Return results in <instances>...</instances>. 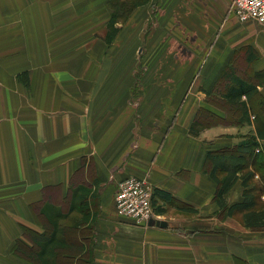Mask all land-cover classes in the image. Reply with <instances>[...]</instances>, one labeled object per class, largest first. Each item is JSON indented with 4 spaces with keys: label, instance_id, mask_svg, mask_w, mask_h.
<instances>
[{
    "label": "crops",
    "instance_id": "obj_1",
    "mask_svg": "<svg viewBox=\"0 0 264 264\" xmlns=\"http://www.w3.org/2000/svg\"><path fill=\"white\" fill-rule=\"evenodd\" d=\"M232 1L153 0L108 47V0H0V264H34L15 247L30 249V234L70 217L58 227L75 231L66 242L83 250L68 264H264V237L228 211L242 201L241 180L222 209L206 166L208 151L255 137L248 169L253 179L264 171V30L229 13ZM146 15L142 77L125 79L117 63L107 79L101 62L132 43ZM235 79L255 87L242 97L246 120L224 98ZM202 112L223 123L219 135H206L213 125L200 131ZM128 176L152 185L154 221L165 227L118 214L114 195Z\"/></svg>",
    "mask_w": 264,
    "mask_h": 264
},
{
    "label": "trees",
    "instance_id": "obj_2",
    "mask_svg": "<svg viewBox=\"0 0 264 264\" xmlns=\"http://www.w3.org/2000/svg\"><path fill=\"white\" fill-rule=\"evenodd\" d=\"M110 8L112 10L119 9V2L117 0H109ZM116 13H112L110 16L109 23L107 25V34L105 41L109 43L118 33V28L115 24ZM255 87L252 84H247L240 79H235L234 85L231 86L226 95L225 100L230 106V109L240 113L241 119L246 120L248 113L249 104L242 100V97H246L247 101L253 99ZM248 104V105H247ZM198 131L193 125L190 129L192 136H197ZM257 137L264 139V130H257ZM257 141L255 137H248L240 144H238L234 150L223 151L222 154H218L216 151H208L206 156V166L208 165L211 169L210 176L218 185L216 192V200L220 207L225 209L227 207L226 202L222 199L230 189L236 184L238 180H241L242 190V201L229 205L228 211L231 215L233 212L241 213L244 227L251 230L264 229V209L256 208V196L255 186H251L254 173L248 169L249 165L255 164L257 161V155H254L255 148L257 147ZM254 159V161H252ZM218 172L224 173L222 178L217 176ZM62 234L63 240H58L56 235ZM75 231L71 228L64 227L61 230L58 228L56 223H49L46 228V233L41 235H32L28 237L33 246L26 250L24 248L15 247V252L21 250L23 253L29 254L31 261L34 264H51L50 259L45 256L55 257L57 260L69 258L82 252V246L68 243L75 241ZM62 242V243H59ZM17 252V253H18ZM35 257V259L33 258ZM37 262H36V261Z\"/></svg>",
    "mask_w": 264,
    "mask_h": 264
},
{
    "label": "rangeland",
    "instance_id": "obj_3",
    "mask_svg": "<svg viewBox=\"0 0 264 264\" xmlns=\"http://www.w3.org/2000/svg\"><path fill=\"white\" fill-rule=\"evenodd\" d=\"M117 1L119 2V6H120L117 11L116 10H112L110 8L109 0H108V2L106 4L107 5V9L106 10L108 12L107 13L108 14V20H110V16H111L112 13H116L115 24H116V27L118 28V32L121 31V30L124 31L126 28H128V22L130 21V18L132 16V14L136 11V8L137 7L138 8L139 7L148 8L147 6H150V5L153 4V0H117ZM232 2H231V4H232ZM149 10H150V7H149ZM231 12H233V11H232L231 5H230L229 6V13H231ZM77 13L78 12H76V14ZM146 18H147L148 21H145L137 29V32L135 30L136 34L134 33L135 36L133 35L134 38H133V41H132L131 44H129V45L126 44V45H123V46L120 45V44H118L117 47L121 50V52L120 51H117L114 54V58L115 59H112V58H109L108 57L104 61L101 62L103 64V70L106 68L107 79H109V77H110V72L109 71H110L111 66L109 67V65L117 64V63L123 64L124 65V69H125L124 70L125 76H123V74L119 75L117 77L119 80L121 79L122 76L125 79L130 80L131 79V71L132 70L135 71V72H137L138 73V76L140 78L142 77L143 70L146 67V56H145V52L144 51L142 53H140V54L137 53V49H138V47H143L144 49H146V46L148 45V37L150 35V32L152 31L151 28L153 26V25H151L152 24L151 23V18L150 17L148 18V15H146ZM108 23H109V21L107 22V25H108ZM174 25H175V23H174ZM89 26H90V36L93 38V36H95L94 33L98 29L95 28V26H96L95 23H92V25H89ZM107 31H108V29H107ZM106 34H107V32H106ZM128 36H130V35H128ZM128 36L126 38V41H128ZM105 38H104L103 41L105 42V44L108 47L114 46L113 43L115 42L116 36L109 43H107V41H105ZM239 74H240V76L243 77L241 71H240ZM101 78H103V73H101ZM222 88L223 87L221 86V89ZM230 113H232V112L230 111ZM256 113H258V111H256ZM198 115L200 117L197 119V121H199L200 123H202V127L200 128V131H205L206 130L205 129L206 127H209V126L213 125L216 128V130L211 131L210 129H208V130H206V135L207 136H210V137L219 135V132L217 130L219 128H218L217 125L218 124H223L221 121L217 122V120L212 119L205 112L199 113ZM228 122H229V124L232 123V122H235V120H233V115L230 116V120ZM254 170L257 172L256 174L258 175V178L254 177V179L251 181V186L253 188L255 186V192L254 193H255V196H256V199H257L256 200V205H257L256 208L257 209H260V208H263L264 209V187L261 185L262 184L261 177L264 176V171L259 172L258 169H256V168ZM59 217L61 218V216H59ZM235 217H236L235 218L236 219L235 221L236 222L238 221V223H239V217L238 216H235ZM70 222H71V217L68 218V220H66V221H65V219L64 220L57 219L55 221L56 225L59 224L58 225L59 227H60V224L61 225L62 224L68 225V224H70ZM240 224L242 225V227L246 231H248V232L250 231L251 232V235L264 237V229H259V230H251L250 229L249 230L246 227H244V224H243V221H242V217L240 219ZM75 234H76V232H75ZM81 234L82 235H85V236H88V232L81 233ZM45 257L47 258L49 256L47 255ZM82 260H84V258H82ZM56 264H68V262H67V260L63 259V260H60ZM78 264H84V263L80 260L78 262Z\"/></svg>",
    "mask_w": 264,
    "mask_h": 264
},
{
    "label": "built area",
    "instance_id": "obj_4",
    "mask_svg": "<svg viewBox=\"0 0 264 264\" xmlns=\"http://www.w3.org/2000/svg\"><path fill=\"white\" fill-rule=\"evenodd\" d=\"M233 14L241 23L252 22L264 30V0H233ZM154 191L144 178L128 176L117 186L114 206L118 214L138 226H148L156 220L152 199Z\"/></svg>",
    "mask_w": 264,
    "mask_h": 264
},
{
    "label": "water",
    "instance_id": "obj_5",
    "mask_svg": "<svg viewBox=\"0 0 264 264\" xmlns=\"http://www.w3.org/2000/svg\"><path fill=\"white\" fill-rule=\"evenodd\" d=\"M148 225H150V226H160V227H165L166 226L165 223L154 221L152 219L148 222Z\"/></svg>",
    "mask_w": 264,
    "mask_h": 264
}]
</instances>
